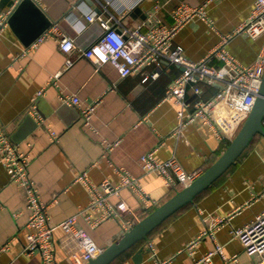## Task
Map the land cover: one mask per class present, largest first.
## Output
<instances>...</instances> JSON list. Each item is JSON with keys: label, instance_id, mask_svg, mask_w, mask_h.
Instances as JSON below:
<instances>
[{"label": "crops", "instance_id": "1", "mask_svg": "<svg viewBox=\"0 0 264 264\" xmlns=\"http://www.w3.org/2000/svg\"><path fill=\"white\" fill-rule=\"evenodd\" d=\"M18 1L0 0V17L9 15ZM35 1L57 21L52 25L57 24L64 34L76 36L82 45L95 41L101 31L99 25L83 17L82 8L91 7L106 17L110 13L115 16L124 13V23L135 27L155 11L169 25L180 4L207 2L209 20L186 23L174 38V45L182 46L185 54L196 61L247 20L253 7L252 0ZM71 11L82 17L84 25L80 29L67 18ZM263 43L264 35L254 39L240 33L230 38L226 47L238 61L252 64L261 53ZM71 57L74 63L64 69L67 54L61 51L58 39L49 37L30 48L7 23L0 34V118L11 140L30 153L29 173L48 205L53 224L79 213L77 225L105 249L123 234L125 227L119 218L99 220L102 212L88 209L91 195L82 182L76 181L78 176L85 172L93 183L107 178L117 184L120 181L117 169L125 167L149 194L151 206L146 207L132 189L125 187L122 191L142 218L177 190L166 186L157 173L143 169L140 161L143 154L157 147L160 160L176 156L186 170L206 171L232 140L227 136L220 138L202 120L189 124L181 134L176 132L180 122L177 105L164 97L172 80L182 72V66L161 60L122 77L110 63L97 71L78 50ZM212 64L220 66L222 62L214 59ZM58 71L63 74L54 83L52 76ZM155 71L160 73L157 78L144 80ZM41 89L44 95L34 99ZM216 89L206 85L203 97L211 96ZM61 93H76L83 104L98 101L90 124L85 123L79 108L62 102ZM193 97L190 91L188 99ZM220 112L222 115L225 111ZM242 124L231 128L234 137ZM51 129L56 132L55 138L50 134ZM26 201L25 188L11 180L0 158V264H43L38 250L32 254L24 251L30 232ZM263 210L264 136L259 134L223 177L141 243V259L134 257L141 248L138 246L112 264H157L159 258L170 259V264H195L217 243L223 245L226 255H238L240 264H264L263 252H249L243 241L232 233ZM90 212L91 219L98 220L97 223L87 220ZM218 218L227 222L217 224ZM54 236L58 264H69L64 249L68 240L63 229L57 227ZM193 241L196 244L190 248ZM211 264L224 262L220 255H215Z\"/></svg>", "mask_w": 264, "mask_h": 264}, {"label": "built area", "instance_id": "2", "mask_svg": "<svg viewBox=\"0 0 264 264\" xmlns=\"http://www.w3.org/2000/svg\"><path fill=\"white\" fill-rule=\"evenodd\" d=\"M252 1L253 7L249 18L241 23L232 34L224 36L221 42L204 58L197 61L189 58L182 46L174 45V38L178 30L186 23L209 20L207 2L199 5L180 4L172 14L174 21L169 25L155 11L148 14L147 18L135 27H129L124 23V13H120L119 16L110 13L106 17L102 13L97 14L91 7H85L82 8L83 17L89 23H95L101 27L100 36L95 41L82 45L76 36L64 34L55 24L39 35L31 43L30 48L37 47L49 37H55L59 41L61 51L67 54L64 69L74 63L71 53L78 50L80 56L89 59L97 71L101 70L102 65L110 63L122 77L134 74L145 66L161 60L182 66V72L172 80L164 97V100H172L177 105V117L180 122L176 132L181 134L189 124L202 120L215 130L220 138L224 139L227 136L232 140L234 136L231 128L237 123H244L247 119L263 84L264 43L261 53L252 64H243L238 61L226 47L229 39L240 33H245L254 39L264 35V0ZM9 15L0 17V34L8 23ZM67 18H70L73 25L79 29L81 24L84 25L82 17L74 11H71ZM214 59L220 60L222 64L213 65ZM62 74L63 71L53 74V82L57 83ZM159 75V71H155L152 75L146 76L144 80L157 78ZM206 85L216 86L217 89L205 99L203 95ZM190 91L194 96L192 99H188ZM44 93V89L38 90L34 99L43 96ZM60 98L63 103L79 108L85 123H91L90 120L99 104L97 100L83 104L76 93H61ZM223 110L225 112L221 115L220 111L223 112ZM219 114L222 117H219ZM50 134L52 138L56 137V132L52 129ZM156 150L157 147L143 154L140 159L141 165L145 171L157 173L168 187L188 186L204 172L199 168L186 170L176 156L160 160L156 155ZM0 158L11 180L22 185L27 192L26 209L29 213L27 226L30 232L24 248L26 253L32 254L38 250L43 264H58L54 236L57 227L63 229L65 239L68 240L64 249L69 264H89L104 250L94 241L90 233L77 225L79 213L71 214L60 223L53 224L48 205L42 200L38 186L29 173L32 157L28 151L11 140L1 118ZM117 172L120 176L117 184L107 178L99 183H93L88 173L85 172L78 176L76 181L82 182L91 195L88 209L101 211L102 215L99 220L121 219L125 232L128 227L131 228L130 225L134 226L141 218L140 214L136 213L123 197V188L132 189L143 200L146 207L151 204H149L150 197L147 190L137 177L125 167L117 169ZM112 198L116 199L115 202L111 201ZM129 215H132L133 219L129 218ZM86 218L91 222H98V220L91 219V212ZM216 221L217 224L227 222L224 218H218ZM232 233L243 241L249 252L264 253V210L244 226L234 228ZM194 244L196 241H193L189 247L192 248ZM150 248L153 256L156 257L153 243L150 244ZM215 255H220L224 264H240L239 256L226 255L223 245L219 243L203 254L195 264H211ZM170 262V259L159 258L157 264H170Z\"/></svg>", "mask_w": 264, "mask_h": 264}, {"label": "water", "instance_id": "3", "mask_svg": "<svg viewBox=\"0 0 264 264\" xmlns=\"http://www.w3.org/2000/svg\"><path fill=\"white\" fill-rule=\"evenodd\" d=\"M89 1L92 3V0ZM18 2L8 17V23L23 44L30 46L39 35L57 21L52 19L35 0H19ZM262 82L260 94L252 111L237 135L227 145L224 153L201 176L188 186L178 190L171 198L159 204L155 210L142 217L130 230L123 232L97 257L93 258L89 264H111L125 251L140 244L164 221L191 204L221 178L238 161L256 136L259 134L264 136V76ZM142 251L143 246L134 257L141 259Z\"/></svg>", "mask_w": 264, "mask_h": 264}, {"label": "trees", "instance_id": "4", "mask_svg": "<svg viewBox=\"0 0 264 264\" xmlns=\"http://www.w3.org/2000/svg\"><path fill=\"white\" fill-rule=\"evenodd\" d=\"M260 135H261V134H260ZM252 142H253V141H252ZM232 166H233V165H232ZM232 166H231V167H232ZM231 167H230V168H231ZM230 168H229V169H230ZM224 175H225V174H224ZM224 175H223V176H224ZM223 176H222V177H223ZM219 179H220V178H219ZM219 179H218V180H219ZM213 184H214V183H213ZM176 188H177V190L175 191V193H176L178 190H180V189H182V188H184V187H182V186H177ZM209 188H210V187H209ZM175 193H174V194H175ZM174 194H173V195H174ZM173 195H172V196H173ZM172 196H171V197H172ZM171 197H169V198H171ZM189 205H190V204H189ZM153 210H155V209H153ZM153 210L149 211L147 214H149V213L152 212ZM147 214H146V215H147ZM153 232H154V231H153ZM153 232H152V233H153ZM152 233H151V234H152ZM151 234H149V236H150ZM149 236H148L146 239H144L143 241L147 240V239L149 238ZM143 241H141V243H142ZM141 243L138 244V245H136V246H134V247H132V248H130L129 250L125 251L124 253H128V252H130L131 250H135L136 248H138V246H141ZM122 255H124V254H122ZM122 255H121V256H122ZM121 256H119L118 259H119ZM116 260H117V259H116ZM112 263H113V262H112ZM112 263H111V264H112Z\"/></svg>", "mask_w": 264, "mask_h": 264}]
</instances>
